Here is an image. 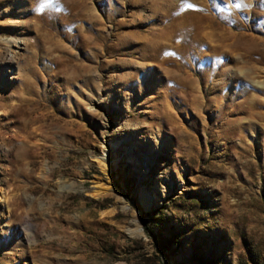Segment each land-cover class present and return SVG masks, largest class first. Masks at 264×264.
I'll list each match as a JSON object with an SVG mask.
<instances>
[{
  "label": "rangeland",
  "instance_id": "1",
  "mask_svg": "<svg viewBox=\"0 0 264 264\" xmlns=\"http://www.w3.org/2000/svg\"><path fill=\"white\" fill-rule=\"evenodd\" d=\"M144 251L264 264V0H0V264Z\"/></svg>",
  "mask_w": 264,
  "mask_h": 264
},
{
  "label": "trees",
  "instance_id": "2",
  "mask_svg": "<svg viewBox=\"0 0 264 264\" xmlns=\"http://www.w3.org/2000/svg\"><path fill=\"white\" fill-rule=\"evenodd\" d=\"M146 230L148 232L149 235L155 237V233L152 231L151 227L146 226ZM166 243H165V238L162 237H158L157 236V241H156V249L160 252L163 251V249L165 248ZM140 258H138L137 260H135L132 264H149L148 263V255L147 252L144 251L143 253L140 254L139 256Z\"/></svg>",
  "mask_w": 264,
  "mask_h": 264
},
{
  "label": "bare ground",
  "instance_id": "3",
  "mask_svg": "<svg viewBox=\"0 0 264 264\" xmlns=\"http://www.w3.org/2000/svg\"><path fill=\"white\" fill-rule=\"evenodd\" d=\"M98 163H99L101 169L103 171H106V169L108 168L107 161L104 158H100ZM99 192L100 193H104L105 191L104 190H100ZM139 199H140V202H141L142 206H144L145 208H147L150 205V200H149V197H148V195L146 193L141 194Z\"/></svg>",
  "mask_w": 264,
  "mask_h": 264
}]
</instances>
